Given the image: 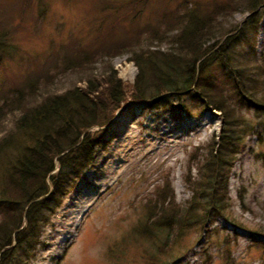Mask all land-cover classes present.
<instances>
[{"label": "rangeland", "instance_id": "374dc122", "mask_svg": "<svg viewBox=\"0 0 264 264\" xmlns=\"http://www.w3.org/2000/svg\"><path fill=\"white\" fill-rule=\"evenodd\" d=\"M131 1L135 0H0V17L4 25L14 29L12 46L5 49L7 57L0 66V104L5 94L33 77L37 78L40 99L83 85L90 77L104 75L110 66L125 83H134L138 68L133 54L117 53L119 49L107 54L104 49L140 34L148 37L149 28L158 25L162 15L177 9L182 0H147L142 15L135 18L136 12L124 18L118 7ZM195 1L204 8L218 2ZM102 7L107 9L102 11ZM248 16L240 6L223 26L238 25L240 29ZM254 46L242 42L236 50L252 54L261 65L264 17ZM170 47L166 43L162 50ZM95 49L97 53H93ZM72 54H79L76 64L80 57H87L84 59L90 61L91 73L66 69ZM57 55L56 66L47 68V61ZM213 71L219 84H227L224 72L216 67ZM183 99L187 106L194 104L190 96ZM235 108L248 124L263 131L262 139L254 134L245 139L246 150L227 182L231 214L244 227L219 218L210 224L212 231L207 234L188 231L170 257L162 256V260H175L172 264H264V113L238 103ZM177 109L166 112L162 105L152 102L130 103L117 111L103 130H92H101L105 140L98 149L96 166L53 215L42 236L44 246L38 248L31 264H144L139 250L143 239L136 230L146 218L148 198L169 180L176 203L187 208L193 191L185 184V176L195 164L192 158L203 159L222 128L219 111L206 109L196 117L184 118ZM18 116L6 117L0 137L13 130ZM15 154L12 149L1 156L0 182ZM191 175L197 178L198 170L193 167Z\"/></svg>", "mask_w": 264, "mask_h": 264}, {"label": "trees", "instance_id": "16d2710c", "mask_svg": "<svg viewBox=\"0 0 264 264\" xmlns=\"http://www.w3.org/2000/svg\"><path fill=\"white\" fill-rule=\"evenodd\" d=\"M146 1H131L118 10L124 12V18L137 12V18ZM240 6L248 12L247 20L240 29L238 25L225 28V20ZM206 7L195 0H182L177 9L162 15L160 23L149 28L148 37L138 33L126 43L104 49L107 54L118 49L117 53L133 54L138 68L134 83H125L108 66L104 75L90 77L62 94L40 99L37 78L33 77L3 96L0 134L9 114L19 116L13 130L0 137V158L9 150L16 151L0 182V264H31L36 259L53 215L96 166L98 149L105 144L102 128L130 103L152 102L162 105L166 112L177 107L184 118L212 109L223 118L220 134L203 159L192 158L195 164L185 176V184L193 191L189 206L182 208L176 203L169 180L148 198L146 218L136 230L143 239L139 250L144 264H172L175 260H162V256L170 257L188 231H212L210 224L219 218L244 227L231 214L227 182L246 150L245 139L253 134L262 139L263 131L258 125L248 124L235 104L264 113V63L257 65L252 54H240L236 47L242 42L255 47L264 0H218ZM3 22L0 17V66L14 35V29ZM166 43L171 47L164 51ZM95 50L93 53L98 52ZM71 56L66 69L91 73L90 61L84 59L87 57H80L76 64L79 54ZM57 60L58 55L45 66L54 68ZM214 67L224 72L227 84L218 83ZM189 96L194 101L192 106L184 103L183 98ZM94 128L101 130L92 132ZM193 167L198 170L197 178L191 175Z\"/></svg>", "mask_w": 264, "mask_h": 264}]
</instances>
